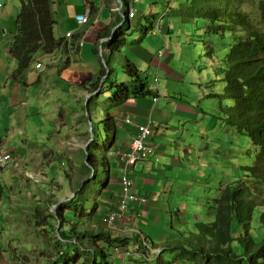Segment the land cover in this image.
Masks as SVG:
<instances>
[{
	"label": "trees",
	"instance_id": "trees-1",
	"mask_svg": "<svg viewBox=\"0 0 264 264\" xmlns=\"http://www.w3.org/2000/svg\"><path fill=\"white\" fill-rule=\"evenodd\" d=\"M245 3L246 0L183 1L185 17L181 16L180 21L195 27L192 29L187 26L183 33L190 42H195V37L199 38L207 58L218 64L219 82L225 87V93L217 96L225 101V104L220 103L218 112L224 125L228 147H225V139H221L224 147L218 148L212 144L208 147L212 159L217 155L227 164L228 180L231 179L221 185L218 197L211 203L208 202L209 220H202L201 215L195 214L189 221L186 216L191 222L192 230H185L184 226L190 224L182 222L185 218L179 215L180 227L171 228L176 230L177 235H173L176 239L167 241L165 234V238L160 239L156 247L150 246L160 249L159 253L153 255L152 264H264V0H255V12L248 11ZM130 4L131 1L128 0L126 6ZM163 4V15L157 22L148 20L143 29L156 30L159 22L163 34L155 35L167 42L165 35L170 36L175 30L167 22L165 24L163 19L173 10V5L172 8L169 7L168 0H163ZM128 10L126 7L123 11L126 17H120L121 24L108 35L110 38L105 43L109 53L115 57L122 44L124 24L127 22L131 26ZM179 15L175 12L173 18H179ZM56 22L52 0H22L16 19V32L9 45L10 53L17 61L16 68L11 72L12 81L25 83L29 69L36 62L37 52L50 54L62 46L64 39L58 38L54 33ZM105 63L107 69L102 66L99 78L90 83L91 93H99L104 87L105 80L102 88H99L100 77L106 75L109 78L117 72L116 65H110L106 60ZM123 63L124 73L128 77L121 82L118 77H115L117 81H111L109 87L112 91L115 89L110 96L112 104L124 105L131 98L159 96L160 91L152 87L148 78L143 77L137 64L128 55ZM87 84L82 83L81 86ZM207 97L214 96L209 94ZM91 98L86 101L87 109ZM88 116L92 139L87 151L83 153V171L74 197H79L75 209L81 212L85 210L89 220L82 227H74L72 233L66 232L62 228L65 222L63 208L71 207L70 200L60 203L56 200L54 215L59 224L57 228L53 226V232L56 233V230L60 239L69 243L75 240L79 246L74 247V252H71L58 239L57 242L61 243L65 251L59 250V260L55 259L54 264H59V261L61 264H115L117 250L127 248L130 244L128 237L114 235V231L103 225L102 216L105 213L100 216V224L88 227L98 203L93 199L91 206L86 207V192L89 189L91 193L97 192L94 194L100 195L103 189H108L110 194H106V197L114 196L113 193L119 191L116 182L120 168L115 156L109 154L117 138L116 118L109 113L105 121L106 129L111 130V135L104 142H99L96 136L98 122L94 125L90 111ZM247 142L249 148L244 150L242 146L246 148ZM235 160L238 164L234 163ZM118 198L119 194L117 201ZM111 210L113 209L109 211ZM54 215L51 213V216ZM136 242L138 252L143 251V241ZM163 253L167 254L166 259L162 256Z\"/></svg>",
	"mask_w": 264,
	"mask_h": 264
},
{
	"label": "crops",
	"instance_id": "crops-1",
	"mask_svg": "<svg viewBox=\"0 0 264 264\" xmlns=\"http://www.w3.org/2000/svg\"><path fill=\"white\" fill-rule=\"evenodd\" d=\"M113 2L114 0H52V10L57 20L54 33L58 38H63L64 42L53 53L41 51L36 53V62L29 69L24 84L12 81L10 77L11 72L17 66V61L12 57L9 49L15 33L11 39H4L3 36L7 35V28L11 25V18L10 10L0 3V151H9L13 155V160L6 167L0 168V264H54L59 250L65 251L61 243L57 242L58 239L55 242L48 239L50 231L53 232V224L50 217L47 216L49 212L46 214L43 207H38V203L46 202L49 206L52 201L51 204L56 206L54 203L59 196L64 201L67 198L66 195L72 192V188L75 192L76 188L73 186L68 188L55 176L50 178L46 171L54 157L61 160V165H63L66 160L74 163L79 161L78 156L79 158L83 157L85 152V149L81 150L84 144L81 146L79 142H72L69 138L80 133L82 125L83 129L85 127L84 123L79 120V109L80 105L84 104V99L92 94L89 90L91 80L101 70L96 50L103 48V52H109V48L105 44L108 41V35L121 24V15L112 10ZM87 5H90L92 9L89 23L81 24L75 15L84 12ZM139 16L143 15L138 12L137 18ZM139 18L137 24H139ZM63 21L66 24L65 29L63 30V27L60 30L57 26H60ZM132 21L130 19V25H132ZM168 24L170 22H167ZM68 32H72V34L66 36ZM159 40L160 48L164 40L160 37ZM131 49L138 58L149 64L153 63L155 57L158 58L157 54L153 55L151 51L141 45H132ZM167 56L168 62L174 57L169 54ZM38 61L42 63L41 67L36 66ZM163 61L159 58V64L157 67L155 66V69L149 66L158 78H160ZM158 80L160 82V79ZM82 83L88 84L81 86ZM132 100L127 104H120L123 105L120 107L113 104L117 108H114L111 113L117 120L118 131L110 154H113L115 149L128 150L135 136L134 128L123 122L126 117L134 118L141 124H145L151 119L152 125H156L154 126L155 134L159 125L165 126L166 129L172 128L170 116L163 113L160 117H155L154 111L159 109V103H157V107H153V99L151 101H147L145 98ZM30 106H33L32 112ZM171 110L173 109L170 108ZM200 112H203L201 107L178 106L177 111L173 112L171 116L178 117L175 122L178 126L182 125L183 127L172 129L181 132L190 128L189 125L192 123L195 128L199 129V134L206 133L207 126L204 124L203 128L197 126L199 123H203L204 119V117L200 118ZM69 113L73 114H71L72 120H70ZM203 114L205 116L206 113L203 112ZM29 116L32 121L34 119L36 121L28 122ZM41 135H47L48 143L36 138ZM154 136L150 143L155 146L156 151L146 161L137 163L129 174L137 184L136 192L138 194H144L145 183L154 187L153 192L149 191L143 195L147 197L145 205L130 208L126 220L113 233L130 239L129 246L121 249V252L130 251L131 256L128 258L132 259L134 264H139L141 261L144 263L137 254L139 250H137V243L132 241L133 222L140 216L141 211L145 209L144 213L148 214L149 218L155 219L156 222L159 221L158 223L163 218L165 223L162 225L168 230L174 226V220L178 223L179 215L183 219L185 218L182 222L191 224L184 214V205L174 203V207L170 208L169 200L173 191L172 187L167 184L171 185L170 181L183 178L184 174L174 172L177 162L162 165V158L168 153H165V147L156 145ZM161 136L165 138L167 135ZM31 139L35 140L33 147L28 144ZM203 149L209 151L208 147H202ZM162 150L164 151L162 152ZM187 150L192 151L196 158L201 151L197 147L196 150H191L188 146ZM192 170L194 171V168ZM167 171L172 172L174 176L165 178L164 188L158 183ZM118 172L116 187H119L121 167ZM28 174H32L33 177ZM66 175L68 178L73 177L72 180L75 178L80 180V169L76 177L68 172ZM45 183L51 185L50 190H47ZM52 188H56L59 194L55 193ZM182 188L181 193L187 190L186 186ZM108 193L110 194L108 189H103L98 195L100 196L97 199L98 207L92 213L91 222L93 223L88 224H100L98 223L100 216L106 214L110 209L116 208L119 191L113 193L112 199L106 197ZM166 193L169 194V198H166ZM34 201L37 203L35 208L29 206L30 202ZM174 211L178 213L176 214ZM33 215L37 220H33ZM38 225L41 226L42 239ZM6 229L9 232L7 238L4 236ZM160 235L162 234H157V236ZM163 237L165 238V236ZM35 243H39L40 246H36ZM2 244L7 248H3ZM152 245L155 246L153 243ZM129 248H132V251ZM118 258L122 257L118 255ZM134 259L140 262H136Z\"/></svg>",
	"mask_w": 264,
	"mask_h": 264
},
{
	"label": "rangeland",
	"instance_id": "rangeland-1",
	"mask_svg": "<svg viewBox=\"0 0 264 264\" xmlns=\"http://www.w3.org/2000/svg\"><path fill=\"white\" fill-rule=\"evenodd\" d=\"M123 1L125 2L123 11H125L126 2L128 0ZM183 1L184 0H175L172 8L173 10H171L168 13L167 17L163 19L165 24L169 19L170 28L172 30H175L172 34H170V36L165 35L168 42V54L169 56L173 55L174 57L169 62L167 61L168 56L164 57L160 78H158L160 79L159 84H156L154 82L156 74L152 72L150 67L155 69V66L157 67L159 64L160 57L158 56V48L161 42L159 40V36L153 34L155 32V29L150 28L145 30L143 29V27L147 26L148 20L155 22L156 20H159V18L163 15V0H141V2H131V5L137 8L139 14H142L143 16H139L140 18L138 17L139 24H137L138 12H136V17L132 18V25L129 26L127 22L124 24L123 31L121 33L122 44L120 46L117 57L109 52H102L100 51V49L98 50V54H96V57L101 67L104 66L107 69V65L105 63L106 60L108 64L117 66V72L109 78H106V75L100 77L99 88H102L103 82L105 80L104 87L99 93H96L97 91L93 92L91 95L84 99V104L80 105L79 109V120L81 123H84L85 127L83 129L82 125V131L69 138V140H71L72 142L77 141L81 146L82 144H84V146L81 147V150L85 149L87 151V143L92 139V130L91 124L89 122L90 118L88 116V111H90L91 113V119L94 122V125H96L97 122L99 125V128H96L97 141L104 142L109 137V135H111V130L106 129L105 119L107 118L109 113L114 110V108H117V106L113 105V102L110 99V96L114 94L115 89L112 91L109 85H111V81L116 80L115 77H118L119 82L128 77V75L124 73L123 68V61L125 59V56L128 55L131 60H133L137 64L140 71L142 72L143 77L148 78L152 84V87L157 91H160L161 99L159 98L158 102L159 109H155L154 111L155 117H160V115L164 113L166 116H170V126H172V128H182V125L178 126L175 122L178 117L171 116L173 112L177 111L178 106L185 105L186 107H201L203 109V112L206 113L204 116L203 112H200V118L204 117V119L203 123H199L197 125L199 128H203V124L207 126L206 133L202 132L199 134V129L195 128V125L192 123L189 125L190 128H186V130L181 132L175 131L172 128L166 129L165 126L159 125L154 139H156V145L165 147V153H168L167 156H163L161 161L162 165H170L172 162H177V168L174 170V172L177 171L184 174L183 178L170 181L171 185L167 184V186L172 187L173 191V195H171V198L169 200L170 208L174 207V203H179L180 205H184V214L188 217L189 221L192 220V216L195 214L201 215L202 220H209L210 217L208 216V202L211 203L213 199H216L219 195L221 185L227 183L231 179L230 178L228 180L226 171V168L228 167L227 164L219 159L217 155L215 156V159H212V157L210 156V151L202 150V147L207 148L210 144L218 148L224 147L222 145L223 143L221 139H225V147H228L224 125L219 119L220 113L218 112L220 103L222 102L223 104H225V101H221L219 97L225 93V87L219 82V76L217 75L218 64L207 58L206 50L203 44L199 42V38L195 37V42H190L188 40V37H186L183 33V31H186L187 26L192 29L195 28L193 24L189 26V24H185L180 21L181 16L185 17V6L183 5ZM0 3L1 5L4 4L5 7L10 10L11 25H9V28H7V35L3 36L4 39L9 40L12 38L13 34L16 31V19L21 8L22 0H0ZM255 5V0H246L245 7L248 9V11L255 12ZM175 12L180 14L178 16L179 18H173ZM65 25L66 24L63 21L61 22L60 26H57V28L61 30ZM64 29L65 27L63 28V30ZM137 44L151 51L153 55L157 54L158 58L155 57V60L152 64H149L147 61L141 60L135 53L132 52L131 49L132 45L136 46ZM162 46H160L159 50L162 48ZM99 73L93 79L99 78ZM209 94L213 95L214 97H207ZM88 98H91L89 109H87L85 105ZM132 99L136 100V98H131L127 102L133 101ZM145 99L147 101H151L153 97H146ZM127 102L125 104H127ZM120 106L123 105H118V107ZM170 108L173 110L170 111ZM74 109L76 110V107ZM30 110L32 112L33 106H30ZM71 114L72 113L68 114L70 115V120L73 119V114ZM28 118V122L32 121L31 116H29ZM35 121L36 119H34L31 123ZM163 134H166L167 136L163 138L161 136ZM36 138L42 142L48 143L47 135H41ZM33 143H35V140L33 139L28 141V144L31 147L34 146ZM246 145V148L242 146L244 150L249 148L248 142L246 143ZM187 146L191 150H196V147L198 150L201 149L200 155H198L196 158V155L192 154V151L187 150ZM163 151L164 150H162V152ZM172 159H174V161H172ZM78 160L79 161L75 163L70 161L67 162L66 160L63 165H61V160L54 157L46 173L50 178L55 176L60 179L65 186H68V188H70V186L77 188L80 180L77 178L72 180L73 177L68 178L66 173H71L74 177L79 174V169L80 173H82L83 168L81 164L84 158L82 156H80L79 158L78 156ZM234 163L238 164L236 160ZM193 168L194 171L192 170ZM198 170L199 172H197ZM173 176L174 174L172 172L167 171L166 175L159 179L158 184L164 187V185H166L165 178H171ZM194 176L196 177L193 178ZM173 181L175 182L173 183ZM44 185L47 187V190L51 189V185L49 183H45ZM183 186H186L187 190L181 193V189H183ZM153 188L154 187L150 186V184L145 183L144 189L146 192L144 191L143 195H146L149 191L153 192ZM134 189L135 191L137 189V184L135 181ZM52 190L55 191V193L59 194V192L56 191V188H52ZM262 190L264 194V184L262 185ZM71 191L72 192L70 194L66 195L67 198L64 201H62L60 196L57 199V203L70 200L69 205H71V207L63 208L65 209V222H63L62 228L66 229V232L68 233H72L74 227H76V229L78 227H82L89 220V215L85 213V210L81 212L80 210L75 209V204L77 203L76 201L79 197H74L76 193L73 192V188ZM94 193H91L89 189L86 192V195H88V200L85 201L86 207L91 206V204L93 203V199L95 201L100 197ZM165 196L166 198H169V194L166 193ZM195 198L197 199L196 201ZM109 199H112L111 196H109ZM51 202L52 201H50L49 203L50 207L46 202L38 203V207H43L46 214L49 212L47 216L50 217L53 226L57 228L59 221L54 215L56 206H53ZM36 204L37 203L35 201L30 202L29 206L35 208ZM79 211L84 218L80 215ZM144 211L145 209L140 212V216L137 217L133 222V242L137 243L136 240H148L147 242L150 246L152 245V243L157 245L160 243V239H162L165 234L167 236V241L176 239V237L173 236L177 235L176 230H172L171 228L169 230L166 229V227L162 225L163 223H165V220L163 218H161V222L158 223V220V222H156L155 219L149 218L148 214H145ZM51 213H53L54 217L51 216ZM154 216L155 215L153 214V217ZM32 218L33 220H37L34 215L32 216ZM92 223L93 222H91L90 220V224ZM90 224L88 225V227L93 226ZM173 225L174 229H178L180 227V224L175 220ZM37 227L41 235V226L38 225ZM184 227L185 230H192L191 224L189 226L185 225ZM55 232L56 233L50 231L49 234L50 237L48 239L52 242L53 240L55 242L57 239H60L58 232L56 230ZM158 233L162 235L157 236ZM8 235L9 232L8 229H6L4 236L7 238ZM40 238L42 239V235L40 236ZM59 241L65 247L68 246L71 252H74V247L79 246L78 243H75L74 241H72V243H69L68 241L62 239H60ZM35 245L38 247L40 246L39 243H35ZM2 246L3 248L6 247L3 244ZM129 249L132 251V248ZM137 254L141 258V260L144 261V263L142 261L140 262L134 259L136 262H140L139 264H152L153 262L151 261L154 259L153 255L157 253L144 249L143 251L141 250L140 252H137ZM147 255H149L150 258H147ZM162 256L165 257V259L167 258L166 253H163ZM56 259L59 260V256L56 257ZM61 263L62 262L59 261V264ZM115 264H134V262L129 258L119 259L117 257L115 259Z\"/></svg>",
	"mask_w": 264,
	"mask_h": 264
},
{
	"label": "built area",
	"instance_id": "built-area-1",
	"mask_svg": "<svg viewBox=\"0 0 264 264\" xmlns=\"http://www.w3.org/2000/svg\"><path fill=\"white\" fill-rule=\"evenodd\" d=\"M138 2L139 0H130ZM174 0H168V6L171 7ZM123 7H125V2L123 0H114L112 10L118 12L121 16L124 17ZM129 10L127 16L129 18L136 17V12H138L137 8L133 5L126 6ZM91 13V8L87 5L86 10L81 13H77L75 18L81 24H85L89 22V17ZM155 34H159L162 36L163 31L162 27L159 25V22L156 26ZM71 32L67 33V36H70ZM166 42H164V48L158 52V56L160 59H163L167 55ZM41 64L37 63V67H40ZM155 83L158 84V76H155ZM161 94L158 97H154L152 100V106L157 107L158 100ZM124 124L134 128L135 136L130 144L128 150H114L113 155L116 160L120 163V167L122 169V173L119 178V198L117 201V206L115 209L108 211L106 214L102 216L103 225L107 227V229L116 231L122 222H124L127 218V214L132 207H141L145 205L147 202V197L138 194L134 191V181L130 178V170L136 166L137 163L143 162L148 159L153 153L156 151L155 146L150 143V140L153 138L155 134L154 126L152 125L153 121L149 119L147 123L141 124L134 118L126 117L123 120ZM13 160V155L9 151H0V168L6 167ZM30 177H33L32 174H28ZM131 231V230H130ZM134 231V230H133ZM132 231V232H133ZM144 249L149 251L159 253V250H154L150 247L147 241H143ZM118 255H120L123 259H126L131 256L130 251H126L124 253L121 250H117ZM147 258H150L147 255Z\"/></svg>",
	"mask_w": 264,
	"mask_h": 264
},
{
	"label": "clouds",
	"instance_id": "clouds-1",
	"mask_svg": "<svg viewBox=\"0 0 264 264\" xmlns=\"http://www.w3.org/2000/svg\"><path fill=\"white\" fill-rule=\"evenodd\" d=\"M172 5H173V4H172ZM171 8H172V6H171ZM123 14H124V17H126V15H125L124 12H123ZM130 19H132V18H130ZM71 34H72V32H71ZM153 34L155 35V32H154ZM66 36H67V33H66ZM109 38H110V37H109ZM109 38H108V39H109ZM164 42H165V41H164ZM102 45H103V44H102ZM166 45H167V46H166V49H167V55H168V42H166ZM163 48H164V43H163V46H162V48H161L160 50H162ZM160 50H159V51H160ZM100 51L103 52V48H102ZM159 51H158V52H159ZM167 55H166V56H167ZM163 59H164V58H163ZM163 59H161V60H163ZM38 63H39V62H38ZM40 64L42 65V63H40ZM36 66H37V65H36ZM40 67H41V66H40ZM89 122H90V121H89ZM90 123H91V122H90ZM91 130H92V127H91ZM115 150H116V149H115ZM154 250H159V251H160V249H154Z\"/></svg>",
	"mask_w": 264,
	"mask_h": 264
},
{
	"label": "water",
	"instance_id": "water-1",
	"mask_svg": "<svg viewBox=\"0 0 264 264\" xmlns=\"http://www.w3.org/2000/svg\"><path fill=\"white\" fill-rule=\"evenodd\" d=\"M90 142V141H89ZM89 142L87 144H89Z\"/></svg>",
	"mask_w": 264,
	"mask_h": 264
},
{
	"label": "bare ground",
	"instance_id": "bare-ground-1",
	"mask_svg": "<svg viewBox=\"0 0 264 264\" xmlns=\"http://www.w3.org/2000/svg\"><path fill=\"white\" fill-rule=\"evenodd\" d=\"M86 24V23H85Z\"/></svg>",
	"mask_w": 264,
	"mask_h": 264
}]
</instances>
